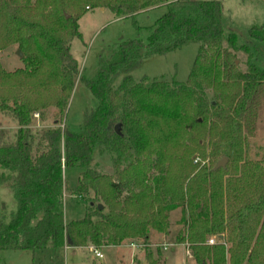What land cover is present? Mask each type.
Returning a JSON list of instances; mask_svg holds the SVG:
<instances>
[{
	"label": "trees",
	"instance_id": "obj_1",
	"mask_svg": "<svg viewBox=\"0 0 264 264\" xmlns=\"http://www.w3.org/2000/svg\"><path fill=\"white\" fill-rule=\"evenodd\" d=\"M165 1L0 0V48L17 44L24 64L11 72L0 67V113L17 126L13 139L0 129V181L10 180L16 200L9 221L0 218V256L7 249L34 255L47 245L99 248L127 239L147 244L149 230L167 232L169 211L181 207L187 218L177 242L187 245L194 264H264V152L260 160L248 159L242 138L264 95V66L255 62H264V24L249 28L248 45L226 38L233 49L249 54L241 71L223 49L219 1L173 0L146 40L111 46L94 77L80 76L96 100L80 130L60 125L79 76L70 42L81 36L77 21L86 9L132 16ZM190 42L199 46L185 83L171 87L160 79L144 85L129 74L144 58ZM205 88L221 102L207 103ZM48 107L55 109L52 125L31 129L33 114L44 121ZM208 123L218 138L212 140L215 154L242 162L236 177L223 181L218 176L225 168L215 165L186 167L176 176L178 163L189 161L200 146L194 140L190 147L191 134ZM96 148L114 155L113 174L89 167ZM73 167L80 172L72 194L89 202L83 217L65 222L63 171ZM211 237L215 242L209 244ZM157 262L147 257V264Z\"/></svg>",
	"mask_w": 264,
	"mask_h": 264
},
{
	"label": "rangeland",
	"instance_id": "obj_2",
	"mask_svg": "<svg viewBox=\"0 0 264 264\" xmlns=\"http://www.w3.org/2000/svg\"><path fill=\"white\" fill-rule=\"evenodd\" d=\"M167 0L161 4L139 11L132 16H118L109 9L101 10L97 7L86 9L78 19V29L80 38H73L70 42V52L76 59L79 68V76L74 81V86L68 101L65 117L61 121V127H66L70 131H79L85 112L91 111L96 100L90 91L81 82L80 76L92 78L96 74L97 67L101 60H106L110 56V47L127 39L141 38L146 40L150 33V28L155 20L167 11ZM221 6L222 25L225 38L223 39V49L229 51L235 60L237 69L243 71L248 67L249 54L243 50H235L227 42L226 38L232 36L234 44L237 46L248 45L250 38L248 30L254 25L264 24V0H217ZM135 22V23H134ZM199 44L190 42L180 48L163 55H152L144 58L140 65L129 74L136 80L148 85L154 80H163L171 87L176 84H183L188 79L197 54ZM251 49V46H250ZM19 50L17 44H7L0 48V67L11 72L23 67L22 55L17 54ZM258 66L263 67V60L255 61ZM124 75H119L113 82V88L121 82ZM203 98L207 103L219 104L221 100L214 95L211 89L203 90ZM53 107H48L45 120L41 121L38 112L33 114L31 129L52 125ZM243 126L242 138L248 145V159L252 161L260 160L264 152V95L260 96L258 103ZM17 126L7 116L0 113V129H3L9 139H13ZM209 123L203 131L195 130L192 134L190 147H193L194 140L200 142L196 152L186 160L178 163L176 176L186 173V167H196L210 169L222 157L215 154L212 140L218 143V138L213 132H209ZM186 143V142H185ZM189 142H187L188 144ZM114 155L99 148L92 154L89 167L105 174H113ZM126 161L121 166L126 165ZM239 164H233L228 159L224 170L218 177L226 179L236 177ZM264 168V163H262ZM222 168V167H221ZM195 170V172H196ZM80 172L78 167H73L63 171L64 186L61 195V206L64 220L81 218L84 216L89 199H83L77 194H72L76 178ZM2 170L0 169V175ZM156 176L159 172L154 173ZM92 192L89 197L91 198ZM95 200V199H94ZM96 202H93L95 205ZM107 212V206L103 205ZM16 209L13 187L10 180L0 181V218L8 222L12 212ZM187 218L181 207H176L168 213L169 226L167 232L161 233L153 229L149 230V241L147 245L140 242L137 247L128 244L132 240H124L120 245L121 254L114 261V248H95L102 252V258H93L90 243L85 247H67L47 245L44 250L36 251L34 255L18 249H7L2 251L0 264H135V262L147 263L150 255L158 260L157 264H194L190 250L186 244L177 242L178 235L184 229V219ZM142 244V245H141ZM118 246V245H117ZM111 247V246H110ZM116 249V248H115ZM130 249L136 250L131 256ZM131 254V253H130Z\"/></svg>",
	"mask_w": 264,
	"mask_h": 264
},
{
	"label": "crops",
	"instance_id": "obj_3",
	"mask_svg": "<svg viewBox=\"0 0 264 264\" xmlns=\"http://www.w3.org/2000/svg\"><path fill=\"white\" fill-rule=\"evenodd\" d=\"M100 9H101V10H104V9H106V8H103V9L100 8ZM64 221L67 222V220H64ZM149 240H150V239H148V242H150ZM147 244H148V243H147ZM147 244H145V245H147ZM128 246H129V244H128ZM103 248H107V249H108V248H114V253H113V254H114V258H115L114 261L116 262L117 258H118L119 255L121 254V251L119 250L120 245H118V246H111V247H110V246H103L102 249H103ZM115 248H116V249H115ZM94 249H95V248H94ZM130 250H131V252H129V257H130V260H132V261L134 262V260L132 259L131 256L134 254L133 252H136V250H134V249H130ZM98 251L100 252V250H98ZM91 252H92V251H91ZM100 253L102 254V252H100ZM130 253H131V254H130ZM136 253H137V252H136ZM92 257H93V258L96 257V256H94L93 252H92ZM102 257H103V254H102ZM102 257H101V258H102ZM97 258H98V257H97Z\"/></svg>",
	"mask_w": 264,
	"mask_h": 264
},
{
	"label": "water",
	"instance_id": "obj_4",
	"mask_svg": "<svg viewBox=\"0 0 264 264\" xmlns=\"http://www.w3.org/2000/svg\"><path fill=\"white\" fill-rule=\"evenodd\" d=\"M68 15H66V17H67ZM17 54L19 55V56H21L22 55V53H21V51L20 50H17ZM114 129H115V131H119V125L118 124H116L115 125V127H114ZM227 161H228V159H227V157L226 156H222L216 163H215V166H214V169H218V168H223V167H225V165H226V163H227ZM102 205L101 204H98L97 205V208L98 209H102ZM144 264H147V263H144Z\"/></svg>",
	"mask_w": 264,
	"mask_h": 264
},
{
	"label": "built area",
	"instance_id": "obj_5",
	"mask_svg": "<svg viewBox=\"0 0 264 264\" xmlns=\"http://www.w3.org/2000/svg\"><path fill=\"white\" fill-rule=\"evenodd\" d=\"M207 242L209 243V244H212V243H214L215 242V238L214 237H211V238H209L208 240H207ZM140 244V243H139ZM138 243H136V242H134V241H130V243H129V245L131 246V247H137L138 245H139ZM142 245V244H141ZM92 252H93V254H94V256H96V257H98V258H101L102 257V254L97 250V249H92Z\"/></svg>",
	"mask_w": 264,
	"mask_h": 264
}]
</instances>
